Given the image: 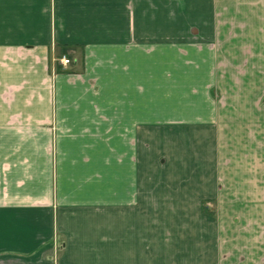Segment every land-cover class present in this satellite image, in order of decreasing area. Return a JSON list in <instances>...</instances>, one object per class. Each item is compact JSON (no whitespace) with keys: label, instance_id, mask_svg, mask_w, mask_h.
<instances>
[{"label":"crops","instance_id":"obj_1","mask_svg":"<svg viewBox=\"0 0 264 264\" xmlns=\"http://www.w3.org/2000/svg\"><path fill=\"white\" fill-rule=\"evenodd\" d=\"M219 252L264 264V0H0V264Z\"/></svg>","mask_w":264,"mask_h":264},{"label":"rangeland","instance_id":"obj_2","mask_svg":"<svg viewBox=\"0 0 264 264\" xmlns=\"http://www.w3.org/2000/svg\"><path fill=\"white\" fill-rule=\"evenodd\" d=\"M200 208L198 210H188V211H183V212H169V218L171 217V214H174V217L182 218V219H194V220H204L208 218L212 219H220L223 218L225 219H231L233 221H238L239 219V212L238 210L234 211H227V210H220L218 206V201L216 200H211V201H203L200 203ZM182 213V214H181ZM222 228L224 232V235L227 234L226 232L229 231H237L239 230V227H232V228H227V227H219ZM200 229H207L206 227H201ZM229 234V233H228ZM226 236V235H225ZM222 241H225L223 239ZM222 247V244H221ZM223 252V251H222ZM219 252L220 254V264H239L240 260L237 258L236 260L232 259L229 260L228 255L225 253Z\"/></svg>","mask_w":264,"mask_h":264},{"label":"built area","instance_id":"obj_3","mask_svg":"<svg viewBox=\"0 0 264 264\" xmlns=\"http://www.w3.org/2000/svg\"><path fill=\"white\" fill-rule=\"evenodd\" d=\"M60 62H61L64 66H66V65H68V64L70 63V60L67 59L66 57H63V58L60 59Z\"/></svg>","mask_w":264,"mask_h":264}]
</instances>
